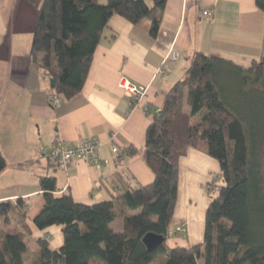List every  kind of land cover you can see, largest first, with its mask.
<instances>
[{"label":"trees","instance_id":"1","mask_svg":"<svg viewBox=\"0 0 264 264\" xmlns=\"http://www.w3.org/2000/svg\"><path fill=\"white\" fill-rule=\"evenodd\" d=\"M254 1L264 15V0ZM28 2L37 9L28 57L56 94L69 100L85 84L105 20L113 14L133 24L146 18L154 37L166 0H152L151 6L144 0H106L104 5L97 0ZM263 58L241 66L194 52L185 75L170 87L145 131L143 157L153 181L121 184L111 199L84 203L70 192L56 194L54 175L39 176L43 205L32 223L38 230L60 227L61 245L52 249L45 237L33 238L24 202L17 198L18 209L9 203L0 207V224L14 221L17 227L5 231L0 225V264H264ZM256 70L260 82L250 87L248 76ZM82 138L70 146L59 136L54 142L76 148ZM189 149L218 162L221 182L212 179L206 186L202 242L171 247L166 239L174 224L179 159ZM137 152L129 145L122 154L132 157ZM97 158L92 163L101 164ZM5 166L0 156V172ZM118 217L120 231L110 226ZM147 233L162 236L163 243L147 250L142 241ZM27 239L37 249L31 250Z\"/></svg>","mask_w":264,"mask_h":264},{"label":"crops","instance_id":"2","mask_svg":"<svg viewBox=\"0 0 264 264\" xmlns=\"http://www.w3.org/2000/svg\"><path fill=\"white\" fill-rule=\"evenodd\" d=\"M97 2L104 5L106 0ZM204 10H211L212 16L203 15ZM36 17L37 9L28 0H0V156L6 162L0 172V207L9 203L18 209L17 198H21L33 238L45 237L51 248L57 249L62 242L60 227L38 230L32 223L43 205L38 177L54 175L56 194L70 192L84 203L111 199L121 184L152 182L154 175L143 157L145 131L170 87L185 75L194 52L216 55L241 66L260 59L264 54V15L254 0H166L158 33L153 37L148 19L133 24L113 14L105 20L93 49L81 92L69 100L56 94L28 57ZM171 48L180 53L176 61L166 57ZM122 76L148 88L135 108L117 85ZM51 94L58 96V107L50 104ZM43 126L46 139L41 135ZM56 136L66 146L95 136L101 164L76 159L61 174L53 172V164L40 153ZM129 145L138 148L132 157L122 154ZM113 146L117 152L112 151ZM9 171L25 175H5ZM218 174V162L202 151L189 149L179 159L170 230L177 234L175 228L181 227L184 246L202 242L209 201L206 186ZM0 225L5 231L17 229L14 221ZM30 242L34 245L28 244L29 248L37 249L34 240Z\"/></svg>","mask_w":264,"mask_h":264},{"label":"built area","instance_id":"3","mask_svg":"<svg viewBox=\"0 0 264 264\" xmlns=\"http://www.w3.org/2000/svg\"><path fill=\"white\" fill-rule=\"evenodd\" d=\"M212 14L211 10L203 11V15L210 17ZM166 57L172 61H176L179 57V52L171 48ZM117 85L127 95L131 108L139 106L147 95V86H137L124 76L119 78ZM49 100L54 106L59 105L57 95L51 94ZM97 146V138L95 136H88L82 138L76 148H64L62 142L56 141L49 148L42 150V152L50 163H56L59 168L66 170L70 159L82 158L97 163L99 161L96 153ZM112 151L117 152L118 148L113 146ZM176 229L180 231L181 227H177Z\"/></svg>","mask_w":264,"mask_h":264},{"label":"rangeland","instance_id":"4","mask_svg":"<svg viewBox=\"0 0 264 264\" xmlns=\"http://www.w3.org/2000/svg\"><path fill=\"white\" fill-rule=\"evenodd\" d=\"M146 2V1H145ZM147 3V5L148 6H150L151 5V3H152V0H148V2H146ZM260 57V56H259ZM262 57H264V54L262 55ZM263 62H264V58H263ZM249 77V86L250 87H253V86H255L258 82H260V78H261V73L260 72H258L257 70L252 74V75H250V76H248ZM153 112V111H152ZM196 121L197 119H193V121ZM45 126H43V127H41L40 128V130H42L43 131V133H41V135L43 136V137H45V139H46V137H47V132L45 131ZM32 139H33V136L31 137ZM42 149V148H41ZM30 150V149H29ZM41 151V150H40ZM40 155H43L42 153H40ZM261 166H262V171H263V173H264V152H262L261 153ZM54 167H55V170L53 171L52 169H53V167H50V169H49V173H51L52 171L53 172H56V173H59V174H61V172H64V170L63 169H61V168H59L58 167V165H54ZM13 172L12 171H9V172H7V173H5V175H8V176H11V175H13V176H16V177H23L25 174H12ZM50 175V174H49ZM215 180V182L218 184V183H220L221 182V178H219L218 176H215V178H214ZM138 211L137 210H135V211H130V214H135V213H137ZM110 226L114 229V230H116V231H120L121 230V227H122V219H121V217H118V218H116L113 222H111L110 223ZM8 227L9 226H7V229H8ZM181 231V230H180ZM180 231H175V232H177V234H174L173 233V231L172 230H170L169 232V234H168V237H167V239H166V243L169 245V246H171V247H173V246H184L183 245V241H182V237H183V233L182 232H180ZM177 235V236H176ZM26 241H29L28 243H27V245L29 244V245H34L33 243L31 244V242H30V239H27ZM31 250H34V248L31 246V248H30Z\"/></svg>","mask_w":264,"mask_h":264},{"label":"water","instance_id":"5","mask_svg":"<svg viewBox=\"0 0 264 264\" xmlns=\"http://www.w3.org/2000/svg\"><path fill=\"white\" fill-rule=\"evenodd\" d=\"M147 250L151 251L158 245H161L164 241L162 236L156 235L154 233H147L142 239Z\"/></svg>","mask_w":264,"mask_h":264}]
</instances>
